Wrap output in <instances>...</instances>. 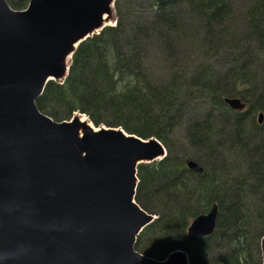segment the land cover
<instances>
[{
	"label": "trees",
	"instance_id": "1",
	"mask_svg": "<svg viewBox=\"0 0 264 264\" xmlns=\"http://www.w3.org/2000/svg\"><path fill=\"white\" fill-rule=\"evenodd\" d=\"M5 1L15 11L29 3ZM114 10L115 24L76 47L67 77L48 82L36 108L54 122L79 113L94 127L164 147V158L136 169L135 203L154 216L136 252L156 261L180 250L188 264H261L264 0H115ZM233 97L246 103L244 113L224 104ZM213 205L212 234L190 242V222Z\"/></svg>",
	"mask_w": 264,
	"mask_h": 264
},
{
	"label": "water",
	"instance_id": "2",
	"mask_svg": "<svg viewBox=\"0 0 264 264\" xmlns=\"http://www.w3.org/2000/svg\"><path fill=\"white\" fill-rule=\"evenodd\" d=\"M114 3L29 0L15 11L0 0V264H188L180 250L162 261L134 250L154 220L135 203L136 169L164 158V147L79 113L54 122L35 105L48 82L67 77L76 47L115 24ZM224 104L247 109L237 97ZM216 215L213 205L192 219L187 239L211 235ZM260 257L264 264V235Z\"/></svg>",
	"mask_w": 264,
	"mask_h": 264
},
{
	"label": "bare ground",
	"instance_id": "3",
	"mask_svg": "<svg viewBox=\"0 0 264 264\" xmlns=\"http://www.w3.org/2000/svg\"><path fill=\"white\" fill-rule=\"evenodd\" d=\"M110 16H113V11L110 13ZM81 121H86L89 124V121L84 116L78 117Z\"/></svg>",
	"mask_w": 264,
	"mask_h": 264
},
{
	"label": "rangeland",
	"instance_id": "4",
	"mask_svg": "<svg viewBox=\"0 0 264 264\" xmlns=\"http://www.w3.org/2000/svg\"><path fill=\"white\" fill-rule=\"evenodd\" d=\"M111 12H112V11H111ZM183 125H184V124H183ZM181 128L183 129V126H182V125H181ZM182 129H181V130H182ZM181 130H180V131H181Z\"/></svg>",
	"mask_w": 264,
	"mask_h": 264
},
{
	"label": "flooded vegetation",
	"instance_id": "5",
	"mask_svg": "<svg viewBox=\"0 0 264 264\" xmlns=\"http://www.w3.org/2000/svg\"><path fill=\"white\" fill-rule=\"evenodd\" d=\"M256 120H257V117H256ZM258 124V123H257ZM259 125V124H258Z\"/></svg>",
	"mask_w": 264,
	"mask_h": 264
}]
</instances>
